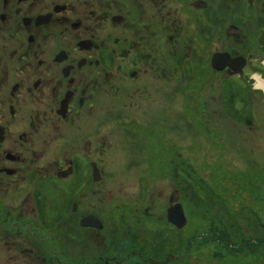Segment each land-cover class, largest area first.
<instances>
[{
	"label": "flooded vegetation",
	"instance_id": "af4514ba",
	"mask_svg": "<svg viewBox=\"0 0 264 264\" xmlns=\"http://www.w3.org/2000/svg\"><path fill=\"white\" fill-rule=\"evenodd\" d=\"M255 2L264 13V0ZM216 4L0 0V241L19 254L1 264H20L18 257L22 264L184 261L183 228L167 219L169 207H183L179 164L168 133L159 136L151 121L162 115L146 103L163 93L155 77L158 70L167 76L169 51L180 49L173 60L189 76L203 63L202 72L214 69L204 25L218 20ZM241 4L247 13L255 6ZM228 25L226 35L246 44L245 29ZM247 55L236 75L264 68ZM130 108L140 112L125 119ZM107 124L117 144L108 141ZM122 132L139 142L136 155L116 158L110 150L126 146ZM160 137L166 151L158 150Z\"/></svg>",
	"mask_w": 264,
	"mask_h": 264
},
{
	"label": "rangeland",
	"instance_id": "374dc122",
	"mask_svg": "<svg viewBox=\"0 0 264 264\" xmlns=\"http://www.w3.org/2000/svg\"><path fill=\"white\" fill-rule=\"evenodd\" d=\"M214 1L219 16L213 14L218 20L204 23L206 32L213 35L206 51L238 50L244 58L250 52L253 64L260 60L264 67V13L259 5L254 0V8L247 13V5L241 4L244 0ZM197 16L195 9L196 21ZM222 16L225 19L219 22ZM228 22L245 29L246 44L226 35ZM189 45L196 49V44ZM176 51L180 49L169 51L167 76L157 69L155 85L161 87L162 95L155 94L154 101L149 97L146 103L162 115L151 121H157L159 136L168 133L179 164L178 193L187 223L179 242L185 259L176 264H264V90L255 85L254 77L264 79V68L224 78L222 69L202 72L203 63L200 71L195 67L189 76L185 66L173 60ZM190 57L194 64L195 53ZM130 109L125 119L140 112ZM111 128L107 124L105 134L117 144V132L112 133ZM122 133L129 137L126 146L110 150L115 157L136 155L139 142L134 134ZM163 139L160 137L157 146L160 152L168 148ZM0 242L1 264L18 252H13L11 244ZM22 260L18 257L17 262L22 264Z\"/></svg>",
	"mask_w": 264,
	"mask_h": 264
},
{
	"label": "water",
	"instance_id": "95a60500",
	"mask_svg": "<svg viewBox=\"0 0 264 264\" xmlns=\"http://www.w3.org/2000/svg\"><path fill=\"white\" fill-rule=\"evenodd\" d=\"M211 66L215 69H224L225 66L231 68L230 73H241L242 68L246 64L243 56L231 57L226 51L214 52L210 58ZM167 219L169 222L176 223L178 227L183 228L186 225L185 211L183 210L180 202L175 203L173 206L167 209Z\"/></svg>",
	"mask_w": 264,
	"mask_h": 264
},
{
	"label": "bare ground",
	"instance_id": "6f19581e",
	"mask_svg": "<svg viewBox=\"0 0 264 264\" xmlns=\"http://www.w3.org/2000/svg\"><path fill=\"white\" fill-rule=\"evenodd\" d=\"M254 77H255V85L257 86V87H260L261 89H263L264 90V79L263 78H261L259 75H257V74H255L254 75Z\"/></svg>",
	"mask_w": 264,
	"mask_h": 264
},
{
	"label": "trees",
	"instance_id": "16d2710c",
	"mask_svg": "<svg viewBox=\"0 0 264 264\" xmlns=\"http://www.w3.org/2000/svg\"><path fill=\"white\" fill-rule=\"evenodd\" d=\"M189 171V170H188ZM188 171H187V173H188ZM183 172V171H182ZM182 172H179V173H182ZM190 173H191V171L188 173V176H191L190 175ZM184 175H186V174H184ZM192 175H193V172H192ZM193 179V178H192ZM194 181V180H193Z\"/></svg>",
	"mask_w": 264,
	"mask_h": 264
}]
</instances>
